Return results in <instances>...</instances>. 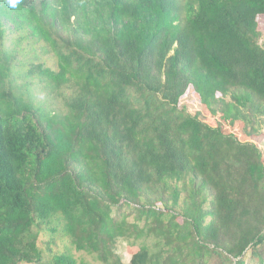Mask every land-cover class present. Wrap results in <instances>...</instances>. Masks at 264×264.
Returning <instances> with one entry per match:
<instances>
[{
  "label": "trees",
  "instance_id": "1",
  "mask_svg": "<svg viewBox=\"0 0 264 264\" xmlns=\"http://www.w3.org/2000/svg\"><path fill=\"white\" fill-rule=\"evenodd\" d=\"M12 3L0 0V264H78L53 253L57 233L101 264H124L121 239L130 264H264V0ZM22 41L46 57L25 71ZM188 93L201 110L180 106Z\"/></svg>",
  "mask_w": 264,
  "mask_h": 264
},
{
  "label": "rangeland",
  "instance_id": "2",
  "mask_svg": "<svg viewBox=\"0 0 264 264\" xmlns=\"http://www.w3.org/2000/svg\"><path fill=\"white\" fill-rule=\"evenodd\" d=\"M41 0H38L40 2ZM33 41V40H32ZM31 41H22L21 45L22 48H20L19 55L17 62L25 66L22 70H27V67L29 66L30 63L32 62H37L40 58L43 60L46 57H43L40 55L42 52L41 46L39 45H34L33 43H30ZM40 49V51H39ZM40 55V56H39ZM51 64V62H50ZM18 74V73H16ZM19 77H21L19 75ZM25 81H30L27 85H25L24 90L28 92L29 94H32L34 98H37L39 105L45 107L46 109H49L50 111L56 112L58 110H61L63 107V102L62 100H59L56 96V94L52 93L47 89L46 85L42 81L38 80H31V79H26V78H20V82L23 83ZM181 107H186L190 113H195L198 110H201V105L200 102L193 97L192 94L188 93L186 94L182 101H181ZM63 111H65L64 108H62ZM260 148L264 151V143L258 142ZM169 206L172 205L171 202L168 203ZM206 210H210V205H204ZM164 206H160L159 209L163 210ZM207 221H210V218L207 219ZM56 244H52L51 248L53 253L55 254H62V253H69L72 252V255H74L75 260L77 261L78 264H101L95 256L93 255H88L85 253H80L74 250L71 245L69 244L68 240L63 237L62 234L57 233L55 235ZM50 235H42L41 237V246H45V242H49ZM52 239V236H51ZM143 241H139L137 243V248H140L141 244ZM149 247L155 248V243H149ZM129 244L125 239L119 240L117 247H116V254L121 257L122 261L124 264H130L132 256L129 251ZM246 261L249 262L250 259V251L246 253L245 257Z\"/></svg>",
  "mask_w": 264,
  "mask_h": 264
},
{
  "label": "clouds",
  "instance_id": "3",
  "mask_svg": "<svg viewBox=\"0 0 264 264\" xmlns=\"http://www.w3.org/2000/svg\"><path fill=\"white\" fill-rule=\"evenodd\" d=\"M19 2V0H15V3H12V0H11V3L13 4V5H15L16 3H18Z\"/></svg>",
  "mask_w": 264,
  "mask_h": 264
}]
</instances>
